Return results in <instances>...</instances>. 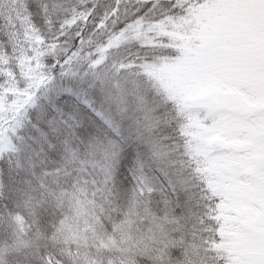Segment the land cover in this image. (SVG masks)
I'll list each match as a JSON object with an SVG mask.
<instances>
[{
  "label": "snow or ice",
  "instance_id": "6c2138e0",
  "mask_svg": "<svg viewBox=\"0 0 264 264\" xmlns=\"http://www.w3.org/2000/svg\"><path fill=\"white\" fill-rule=\"evenodd\" d=\"M95 13L73 7L45 36L27 0L0 8V162L29 177L37 208L57 209L35 264H264V223L227 221L236 213L214 175L231 160L233 181L264 193V162L252 160L264 148L253 135L264 130V0H113ZM165 68L185 90L159 78ZM8 190L0 168V200ZM251 207L264 212V198ZM12 219L5 256L29 246ZM234 231L257 255L233 247Z\"/></svg>",
  "mask_w": 264,
  "mask_h": 264
},
{
  "label": "trees",
  "instance_id": "16d2710c",
  "mask_svg": "<svg viewBox=\"0 0 264 264\" xmlns=\"http://www.w3.org/2000/svg\"><path fill=\"white\" fill-rule=\"evenodd\" d=\"M6 0H0V8L3 7ZM7 3L10 5L11 0H7ZM30 10H32L31 19L32 22L40 28L41 33L45 36L54 35L57 30L60 28V23L63 22L65 18H70L72 15L73 7L79 11H86L87 9H92L95 3L96 13L93 16V19L98 20L101 16L104 15L105 10L110 4L113 3V0H84L82 3L81 0H27ZM47 4L49 13H51V18L54 21V27L51 32L49 31V26L44 24L42 11V5ZM60 5L61 7L53 9V5ZM3 20H0V39L4 40L7 43V37L4 35ZM16 27L23 31L24 25L21 20L16 21ZM94 24H89L87 28L88 32H92L94 29ZM77 27H73L70 30V34L77 31ZM67 31V29H66ZM68 40V36L63 38ZM104 36L99 32L96 36L93 37L94 41H97L100 44L104 43ZM66 46V45H65ZM95 46V45H94ZM10 50V49H9ZM123 55H128L127 51L121 50ZM134 51V50H133ZM0 168H3L5 171V181L9 185V190L7 191L8 198L5 200H0V256H3L5 259L12 262V264H35L34 253L35 248L33 247V242L36 241V234L43 238L50 234V221L54 218L57 209L55 206H47L46 208H37L36 200L33 199L29 201L28 195L30 190L28 186L24 183L25 179L29 178L25 173L13 170L9 173L8 165L6 162H0ZM9 176L11 179H9ZM32 196H35V193H31ZM7 204L8 212H3V206ZM11 213V216H9ZM19 215L24 224L23 227L27 235H21V238L28 243L27 248H23L18 254L13 255H4V241H7L8 244H12L16 239V235L19 233V225L15 222L12 217ZM43 243V239L39 241ZM48 249L47 251L53 252L57 255V258L63 259L59 256L60 248L64 245L55 243L51 240H48ZM45 250L42 248L41 252Z\"/></svg>",
  "mask_w": 264,
  "mask_h": 264
},
{
  "label": "rangeland",
  "instance_id": "374dc122",
  "mask_svg": "<svg viewBox=\"0 0 264 264\" xmlns=\"http://www.w3.org/2000/svg\"><path fill=\"white\" fill-rule=\"evenodd\" d=\"M149 36L154 35L149 33ZM159 78L168 81L170 86L179 90H185L184 77L171 69H162L158 73ZM254 136L264 135V130L255 131ZM252 160L264 162V148H258L253 154ZM235 162L224 160L219 162L215 169L216 187L230 202L229 211L235 212V216H228L226 220L229 222H237L239 218H243V222L247 226H254L258 223H264V212L257 211L251 207L252 202H261L264 198V193L255 188H249L236 184L232 177L227 173L233 170ZM232 237L231 243L233 247L240 251L243 255L255 256V250L247 247L246 238L238 231L230 232Z\"/></svg>",
  "mask_w": 264,
  "mask_h": 264
}]
</instances>
